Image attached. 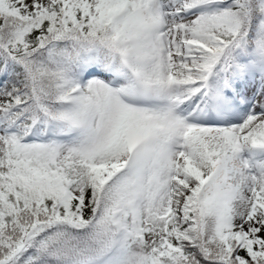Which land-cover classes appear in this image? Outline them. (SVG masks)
<instances>
[{
	"label": "snow or ice",
	"instance_id": "6c2138e0",
	"mask_svg": "<svg viewBox=\"0 0 264 264\" xmlns=\"http://www.w3.org/2000/svg\"><path fill=\"white\" fill-rule=\"evenodd\" d=\"M0 264H264V0H0Z\"/></svg>",
	"mask_w": 264,
	"mask_h": 264
}]
</instances>
